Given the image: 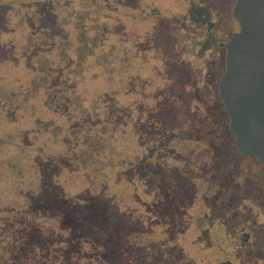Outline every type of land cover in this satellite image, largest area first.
Returning a JSON list of instances; mask_svg holds the SVG:
<instances>
[{
	"label": "rangeland",
	"instance_id": "374dc122",
	"mask_svg": "<svg viewBox=\"0 0 264 264\" xmlns=\"http://www.w3.org/2000/svg\"><path fill=\"white\" fill-rule=\"evenodd\" d=\"M194 1L198 6H207L211 15L215 25L212 35L218 43L213 48L204 49L207 31L189 17L188 0H0V140L7 143L0 148V231L5 226L24 229L30 235L32 246L38 249L34 257L40 262L54 264L55 255L71 257L72 245L67 242L75 241L73 234L76 233L80 237L75 242L80 243L83 252L93 254L89 264H102L98 262V253L106 248L108 252L103 256L107 257L106 264H110L112 251L118 245L117 239L109 238L116 228L113 221L117 217L115 201L119 186L115 183L121 182L126 200L131 199V182L143 184L140 190L146 189V174L140 171L136 176L131 168L139 167L138 157L146 155L149 148L163 146L165 136L172 130L177 133L192 126L195 107L203 103L209 107L210 126L218 137L219 152H233L228 139L230 120L221 101L217 104L215 94L226 71L227 50L222 45L240 29L233 15L235 1ZM96 2L104 6L100 24L106 27L102 36L107 39V47L103 52L115 47L118 61V65L108 67L102 76L110 83L111 78L117 81L114 90L111 84L109 91L103 94L101 109L97 112L110 114L115 103L132 111L130 119L121 116L113 124L117 134L115 142L109 144L116 147V155L107 151L102 156L106 161L105 169L95 176L90 174L94 184L108 185L105 192L100 189L102 185L94 191L82 190V185L87 186L86 181L82 172L77 174L76 168L74 180L79 185L74 190L66 187L72 175H68L71 167L62 158V152L70 151L73 144L59 139L55 155L53 149H43L39 138L35 137V115L31 108L34 105L40 113L42 111L35 97L42 98L44 89L33 94L31 82L42 59L54 64V36L72 38L74 34L68 22L59 21L71 19L77 10L87 11L89 5ZM109 5L114 7L112 11ZM43 39L49 40L48 48L40 47ZM52 73L54 82V66ZM100 84L105 90V84L101 81ZM87 86H81L78 95L85 98L86 106L90 107L92 92ZM111 92L114 96L105 97ZM27 98L25 105L23 100ZM26 106L27 114L22 111ZM9 108L11 111L7 112ZM51 115L54 117V112ZM177 121L180 125L172 126ZM87 122H92L89 114L86 119L66 124L65 129L82 127ZM7 156L12 160L10 164L21 169L23 177L17 176L18 170L11 168L15 171L11 172L3 163ZM67 194L74 196L78 204L71 206L65 200ZM56 197L64 199L63 207L56 204ZM98 198L106 199L107 212H100L104 202L100 208L97 202L89 203ZM123 203L127 205L126 201ZM106 221L108 224L104 225ZM55 238L62 244L54 245ZM167 252L162 244L141 258L148 261L157 255L166 258L171 255L170 264L176 261V264H189L196 257L192 245L187 248L185 257ZM179 256L184 259L179 260Z\"/></svg>",
	"mask_w": 264,
	"mask_h": 264
},
{
	"label": "flooded vegetation",
	"instance_id": "af4514ba",
	"mask_svg": "<svg viewBox=\"0 0 264 264\" xmlns=\"http://www.w3.org/2000/svg\"><path fill=\"white\" fill-rule=\"evenodd\" d=\"M189 6L191 20L206 28L204 49L217 46L210 13L194 0L189 1ZM215 97L226 111L219 97V86ZM208 111L205 103L195 107L192 126L177 133L172 130L165 136L163 146L149 148L146 155L138 157L139 167L131 169L136 176L140 171L146 174V189L140 190L143 184L131 182L128 184L131 199L126 200L121 182L115 183L119 186L115 201L117 217L113 221L116 228L109 238L117 239L118 245L112 251L110 264H170L171 255L170 258L157 255L148 261L141 258L162 244L170 254L182 256L192 245L196 257L189 264H264V164L237 149L227 111L229 147L233 152H219L220 143L210 126L212 118ZM178 124L179 121L172 126ZM68 165L72 180L67 186L74 190L79 184L74 180V167ZM77 170V174L83 172ZM86 184L82 190L88 192L100 185L105 192L108 187L102 183L90 189L89 183ZM105 200L98 198L89 203L97 202L100 208ZM106 209L104 202L100 212H107ZM73 237L79 240L80 235L74 233ZM54 241V245L62 244L56 238ZM75 241L67 242L72 245L69 252L72 256L55 255L54 264H89L93 254L83 252ZM37 251L24 229L5 226L0 231V264H48L34 257ZM107 252L106 248L98 253V262L107 263V257L103 256ZM184 257L179 256V260Z\"/></svg>",
	"mask_w": 264,
	"mask_h": 264
},
{
	"label": "trees",
	"instance_id": "16d2710c",
	"mask_svg": "<svg viewBox=\"0 0 264 264\" xmlns=\"http://www.w3.org/2000/svg\"><path fill=\"white\" fill-rule=\"evenodd\" d=\"M97 2L95 5H89L87 11H75L69 20L59 21L61 23L66 21L73 27V37L54 36V64L46 58L42 59L37 67L36 77L31 82L33 94H37L44 89L42 98L35 97L41 103L39 105L42 110L41 113L34 105H31L34 111L30 109L35 115V124L33 125L36 129L35 137L39 138L43 149H53L54 155L58 149L59 139L64 138L65 141H70L73 144L72 149L70 151L65 150L64 154L62 152V158L68 161L72 167L83 171L84 180L89 183L90 188L94 185L93 180L90 181L89 179L90 174L95 176L105 169L106 161L102 160V156L107 151L112 156L116 155V147H112L109 144L110 142H115L117 134L113 124L121 116H126L130 119L129 113H132V111L119 107L116 103L110 114L106 111L97 112L101 109L100 102L103 94L105 95L107 90L109 91L111 84L114 90V83L117 81L111 78L112 83H110L111 81L109 82L108 78L103 80L102 76L106 73L105 70L108 67L118 65L115 57V47H110L107 52H103V49L107 47V39L102 36L103 28L105 30L106 27L104 24H100L104 6L102 3L97 5ZM112 7L108 6L111 11L114 8ZM202 8L208 10L205 5ZM32 39H30L31 42H33ZM48 45L49 40L46 39H43L40 43L42 48H48ZM53 66L54 82L52 76ZM114 69L112 68V70ZM100 81L105 84L106 91L102 89ZM83 85H86L92 92V100H89L90 103L92 102L90 107L86 106L88 101L78 95L79 89ZM25 95L28 96L29 94ZM26 96H23V98H26ZM107 96H114V92L105 97ZM28 100L29 98L23 100V103ZM24 104L26 105L27 103ZM27 107L22 110L24 113H26ZM17 110H21L20 106ZM8 111H11V109ZM52 112H54V117L51 115ZM26 114H24V117ZM88 114L92 122H87L82 127L75 126L66 131V124L68 126L73 121L86 119ZM5 144L7 143L4 140H0V148ZM37 147H35V151ZM39 152L42 153L41 148H39ZM9 156L4 158L3 163L10 168L11 172H15L18 167L12 163L10 164L12 161L10 157L12 156ZM114 166L118 165L114 163ZM15 173L17 176L23 177L21 169ZM54 199L56 204L58 203L61 207L64 206L62 201L64 199H59L58 197ZM65 200L71 206L78 204L74 196L69 194H67V199Z\"/></svg>",
	"mask_w": 264,
	"mask_h": 264
},
{
	"label": "water",
	"instance_id": "95a60500",
	"mask_svg": "<svg viewBox=\"0 0 264 264\" xmlns=\"http://www.w3.org/2000/svg\"><path fill=\"white\" fill-rule=\"evenodd\" d=\"M240 29L225 45L219 97L237 149L264 164V0H234Z\"/></svg>",
	"mask_w": 264,
	"mask_h": 264
}]
</instances>
